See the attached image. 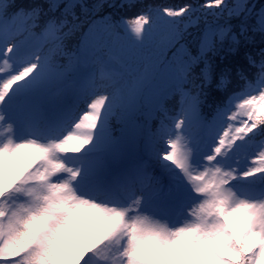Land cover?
Returning <instances> with one entry per match:
<instances>
[{
  "label": "snow or ice",
  "instance_id": "snow-or-ice-1",
  "mask_svg": "<svg viewBox=\"0 0 264 264\" xmlns=\"http://www.w3.org/2000/svg\"><path fill=\"white\" fill-rule=\"evenodd\" d=\"M0 264H264V0H0Z\"/></svg>",
  "mask_w": 264,
  "mask_h": 264
}]
</instances>
